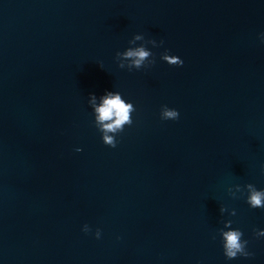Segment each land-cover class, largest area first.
Segmentation results:
<instances>
[{
    "label": "water",
    "instance_id": "1",
    "mask_svg": "<svg viewBox=\"0 0 264 264\" xmlns=\"http://www.w3.org/2000/svg\"><path fill=\"white\" fill-rule=\"evenodd\" d=\"M261 32L264 0H0V264H264ZM105 90L135 109L115 147ZM225 221L250 257L225 258Z\"/></svg>",
    "mask_w": 264,
    "mask_h": 264
},
{
    "label": "clouds",
    "instance_id": "2",
    "mask_svg": "<svg viewBox=\"0 0 264 264\" xmlns=\"http://www.w3.org/2000/svg\"><path fill=\"white\" fill-rule=\"evenodd\" d=\"M260 41L264 43V32H261ZM135 40L141 39L140 35H134ZM116 55L122 61L127 62L128 70L140 69L145 65V61L151 55L150 50L143 46L128 47L122 52H117ZM162 59L175 65H181L182 59L175 54H165ZM120 68H124V63L119 64ZM90 97V106L93 113L94 127L100 134L101 141L111 147L116 145V134L123 130L125 125L132 123L131 113L135 110L133 103L122 97L119 91L105 90L102 95L97 97L93 93L88 94ZM179 116L177 109L162 105L160 110V118L162 120H175ZM81 149L77 148L76 151ZM261 172L264 173V164L261 165ZM246 192L244 193L245 201L251 208H264V189L257 188L251 183L244 185ZM224 209L221 208V211ZM235 215V210L232 212ZM231 221H225V227L220 231V241L223 255L226 259L231 260L238 255L241 257H250L252 253L248 251L246 245L248 241L242 239V231L239 228L231 227ZM81 230L85 233L89 232L87 224L82 225ZM93 235L99 239L101 231L99 228L95 229ZM254 235L264 237V228L254 230ZM119 239V237H117Z\"/></svg>",
    "mask_w": 264,
    "mask_h": 264
}]
</instances>
